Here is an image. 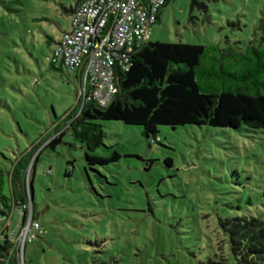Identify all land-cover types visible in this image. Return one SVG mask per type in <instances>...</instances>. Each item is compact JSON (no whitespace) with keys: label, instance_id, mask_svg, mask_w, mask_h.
<instances>
[{"label":"rangeland","instance_id":"rangeland-1","mask_svg":"<svg viewBox=\"0 0 264 264\" xmlns=\"http://www.w3.org/2000/svg\"><path fill=\"white\" fill-rule=\"evenodd\" d=\"M75 3L0 0L1 169L50 142L79 102L76 74L50 64ZM263 14L264 0L205 7L173 0L148 42L249 43ZM102 124L105 146L96 155L117 151L116 163L91 169L85 150L69 147V133L55 150L44 149L47 143L37 150L29 170L42 152L33 172L40 231L24 242L21 213L0 216V241L10 237L20 264H229L220 221H264V131L160 126L153 141L142 127ZM4 194H11L9 182Z\"/></svg>","mask_w":264,"mask_h":264},{"label":"trees","instance_id":"trees-1","mask_svg":"<svg viewBox=\"0 0 264 264\" xmlns=\"http://www.w3.org/2000/svg\"><path fill=\"white\" fill-rule=\"evenodd\" d=\"M171 1L166 0L163 8ZM221 1L229 0H202L200 4L193 0V4L205 7V3ZM80 3L76 0L70 11L72 16ZM161 14L162 10L157 23ZM258 31L249 43L227 42L224 47L146 42L136 48L126 68L115 69L117 94L109 106L103 108L80 97L75 109L56 126L50 142L49 138L43 139L11 163L10 169L0 168V216L8 220L18 210L21 228L27 226L30 218L37 222L33 172L42 152L30 172L31 163L41 145L47 143L44 149L55 150L67 133L74 142L69 147L84 149L86 163L93 169L121 159L117 151L109 157L96 155L105 146L102 122L142 127L143 135L153 141H158L160 126L264 131V14ZM54 42L49 38V44ZM50 64L54 69L57 64L64 68L55 51ZM6 182L11 186L9 196L4 194ZM220 226L228 237L229 264H264V221L230 218L221 220ZM19 253L10 237L4 235L0 241V264H20Z\"/></svg>","mask_w":264,"mask_h":264},{"label":"built area","instance_id":"built-area-1","mask_svg":"<svg viewBox=\"0 0 264 264\" xmlns=\"http://www.w3.org/2000/svg\"><path fill=\"white\" fill-rule=\"evenodd\" d=\"M166 0H81L71 27L55 49V57L79 80L80 97L100 107L117 94L115 69L126 68L136 48L148 42ZM25 239L40 231L32 219L23 228ZM31 236V239H34Z\"/></svg>","mask_w":264,"mask_h":264},{"label":"water","instance_id":"water-1","mask_svg":"<svg viewBox=\"0 0 264 264\" xmlns=\"http://www.w3.org/2000/svg\"><path fill=\"white\" fill-rule=\"evenodd\" d=\"M32 201H33V198H32V196H30V204L32 203ZM30 220H31V218L29 219V222H30ZM28 222V223H29ZM23 251V250H22Z\"/></svg>","mask_w":264,"mask_h":264},{"label":"bare ground","instance_id":"bare-ground-1","mask_svg":"<svg viewBox=\"0 0 264 264\" xmlns=\"http://www.w3.org/2000/svg\"><path fill=\"white\" fill-rule=\"evenodd\" d=\"M25 240H26V239L24 238V242H25Z\"/></svg>","mask_w":264,"mask_h":264}]
</instances>
